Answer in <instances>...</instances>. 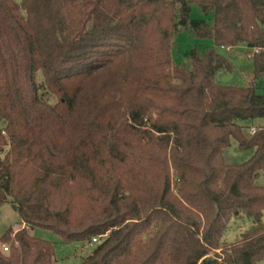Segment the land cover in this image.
I'll use <instances>...</instances> for the list:
<instances>
[{"label":"trees","instance_id":"16d2710c","mask_svg":"<svg viewBox=\"0 0 264 264\" xmlns=\"http://www.w3.org/2000/svg\"><path fill=\"white\" fill-rule=\"evenodd\" d=\"M263 25L264 0H0V207L21 218L0 236V264H57L33 228L99 237L82 264L263 260L262 226L222 240L233 218L264 217V126H250L264 92L218 83L233 67L215 48L191 46L190 68L171 56L185 27L262 48L258 77ZM231 138L248 161L225 163Z\"/></svg>","mask_w":264,"mask_h":264},{"label":"rangeland","instance_id":"374dc122","mask_svg":"<svg viewBox=\"0 0 264 264\" xmlns=\"http://www.w3.org/2000/svg\"><path fill=\"white\" fill-rule=\"evenodd\" d=\"M14 2L21 4L22 0H13ZM205 15L199 9L197 5H192V18H204ZM264 28V25H263ZM172 49L171 56L176 64H183L190 68L189 59L187 58V52L193 45L198 47L200 54H204L208 49L215 48L216 51L227 57L231 62L233 69L230 71L221 70L216 75V81L220 84H237L247 85L249 84L250 77L253 76V61L251 58L245 56L247 51L246 47L241 45L237 46L231 52H227L219 46H215L214 42L209 39H198L194 36L193 32L189 28L177 27L172 33L171 39ZM254 79V78H253ZM251 79V80H253ZM250 83L253 84V81ZM257 86L261 92H264V82L259 81ZM264 126V118L256 119L250 126ZM2 153L0 156H3ZM253 155V150H243L238 146L236 139L231 138L230 146L224 151L223 158L227 164H241L248 161ZM256 184L264 186V172H261L256 179ZM21 225V218L18 211L10 202L4 203L0 207V236H2L10 227H17ZM264 227V217L261 223H255L251 219L245 216H239L233 218L228 224V228L223 237L224 245H231L234 242L239 241L242 235L247 232H253L258 227ZM19 228L14 229L17 231ZM13 233V236H14ZM30 233L38 238L49 241L53 244L56 255L57 264H82L83 258L90 254L93 246L91 242L86 241H71L64 242L54 232L33 228ZM6 245V244H5ZM3 249L4 244L0 245ZM8 246V244H7ZM221 249L217 250L220 252ZM257 264H264V259L257 262Z\"/></svg>","mask_w":264,"mask_h":264},{"label":"built area","instance_id":"2783aa9c","mask_svg":"<svg viewBox=\"0 0 264 264\" xmlns=\"http://www.w3.org/2000/svg\"><path fill=\"white\" fill-rule=\"evenodd\" d=\"M222 49L226 50V51H230L232 48L231 47H221ZM247 51L244 53L246 57L248 58H252L253 56L259 54L263 49L260 47H253V48H246ZM261 81L264 82V71L261 74ZM256 129L255 127L251 128V132L255 133ZM99 237H95L92 239L91 245H93L94 243H96L98 241ZM3 250L4 251H8V246L4 245L3 246Z\"/></svg>","mask_w":264,"mask_h":264},{"label":"crops","instance_id":"0c3cea01","mask_svg":"<svg viewBox=\"0 0 264 264\" xmlns=\"http://www.w3.org/2000/svg\"><path fill=\"white\" fill-rule=\"evenodd\" d=\"M232 51V50H231ZM230 51V52H231ZM230 62V61H229ZM230 64H231V62H230ZM253 64V67H252V71H253V76L252 77H250V80H249V84H247V85H255L256 84V82L258 81H261L260 79H261V74L258 76V77H256L255 76V74H254V62L252 63ZM232 65V64H231ZM233 67V66H232ZM233 69V68H232ZM220 72V71H219ZM218 74V73H217ZM254 78V79H253ZM251 79H253V80H251ZM251 81H253V84L252 83H250Z\"/></svg>","mask_w":264,"mask_h":264},{"label":"water","instance_id":"95a60500","mask_svg":"<svg viewBox=\"0 0 264 264\" xmlns=\"http://www.w3.org/2000/svg\"><path fill=\"white\" fill-rule=\"evenodd\" d=\"M16 208V207H15Z\"/></svg>","mask_w":264,"mask_h":264}]
</instances>
